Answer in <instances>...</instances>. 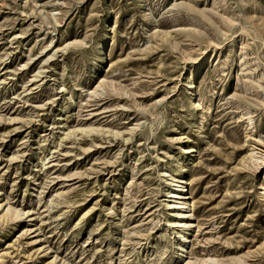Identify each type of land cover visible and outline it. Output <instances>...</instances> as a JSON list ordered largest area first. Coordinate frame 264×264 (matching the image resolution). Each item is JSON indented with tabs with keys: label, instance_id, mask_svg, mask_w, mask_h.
<instances>
[{
	"label": "rangeland",
	"instance_id": "1",
	"mask_svg": "<svg viewBox=\"0 0 264 264\" xmlns=\"http://www.w3.org/2000/svg\"><path fill=\"white\" fill-rule=\"evenodd\" d=\"M0 264H264V0H0Z\"/></svg>",
	"mask_w": 264,
	"mask_h": 264
},
{
	"label": "bare ground",
	"instance_id": "2",
	"mask_svg": "<svg viewBox=\"0 0 264 264\" xmlns=\"http://www.w3.org/2000/svg\"><path fill=\"white\" fill-rule=\"evenodd\" d=\"M200 70V69H199ZM185 208H186V206H185Z\"/></svg>",
	"mask_w": 264,
	"mask_h": 264
}]
</instances>
